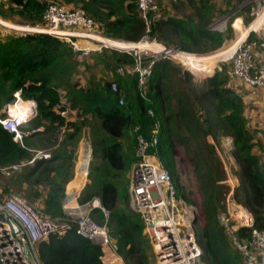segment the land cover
Listing matches in <instances>:
<instances>
[{"label": "trees", "instance_id": "obj_1", "mask_svg": "<svg viewBox=\"0 0 264 264\" xmlns=\"http://www.w3.org/2000/svg\"><path fill=\"white\" fill-rule=\"evenodd\" d=\"M188 1L195 12L187 19L165 18L158 10L150 12L149 36L193 54L221 49L230 37L207 28L218 11L209 0ZM5 2L11 13L29 25L41 23L47 5L56 2L81 8L107 37L136 42L147 32L138 0ZM234 2L246 4L240 13L249 11L251 0ZM0 15L6 17L1 10ZM236 27L237 32L243 27L240 18L236 20ZM111 63L118 92L111 90V81L95 75L89 76L84 84L75 80L79 61L70 43L62 38L29 33L0 39V109L14 101L18 92L22 100L33 101L36 106V115L26 129H39L27 134L22 146L0 125V166L29 161L39 151L50 153L47 158L36 157L8 176L0 175V187L5 196L14 192L21 194L51 221L70 225L63 233H51L37 243L41 264H103L102 249L77 234L74 223L63 210L66 185L73 176L79 141L84 133L91 146V160L78 202L99 199L108 211V234L125 264H151L148 255L151 246L143 233L139 214L129 205L128 186L136 161L135 136L141 133L150 138L156 122L159 131L155 151L170 171L178 195L190 203L193 201L180 180L178 147L183 149L185 159L193 168L198 191L195 234L203 251V261L244 264L219 223V212L224 209L223 190L230 191V188L224 185L223 167L215 144L208 137L213 141H218L220 136L232 139V153L239 165L233 198L253 214L259 229H264V162L254 150L257 146L264 148V142L258 131L249 126L242 95L229 87L228 64H193L189 70L201 77L213 72L197 86L192 82L191 72L178 68L170 60L160 59L142 96L136 76L127 69L122 74L118 72L119 68L133 63L132 56L112 50ZM120 98L123 104L119 103ZM67 109L76 111L74 119L62 114ZM148 109L153 110L154 116L148 114ZM91 215L104 223L101 209L95 208Z\"/></svg>", "mask_w": 264, "mask_h": 264}, {"label": "built area", "instance_id": "obj_2", "mask_svg": "<svg viewBox=\"0 0 264 264\" xmlns=\"http://www.w3.org/2000/svg\"><path fill=\"white\" fill-rule=\"evenodd\" d=\"M137 6L145 21L147 32L136 42L107 37L81 8L56 2L47 5L41 23L12 28L17 31V36L47 33L68 41L77 61H81L93 51L102 49L131 55L133 63L119 68L118 72L122 74L127 69L135 75L138 90L144 96L156 61L167 59L185 66L181 56L193 53L166 46L149 36L152 22L149 13L157 12L156 0H138ZM263 7L264 4L260 10ZM260 10L251 12L255 15L254 19ZM0 25L7 27L6 23L1 21ZM138 44L144 46L139 47ZM222 62L228 64L229 87L237 92L241 90V86L251 90H264V21L259 27L249 28L230 58ZM111 90L118 92V85L114 81H111ZM15 98L0 109V125L12 134L14 141L23 146L24 137L39 130L26 129L27 123L36 115V106L33 101L22 100L18 92L15 93ZM119 103L123 104V98L119 99ZM147 112L154 116L152 109ZM62 114L65 115L66 111ZM138 129L139 127H136L135 131ZM158 131L159 124L156 122L150 138L141 133L135 136L136 161L130 172L129 205L141 218L143 233L150 243L155 264H206L202 259L203 251L196 240V208L178 195L170 171L155 151ZM90 152L91 146L87 141L82 156L86 162L78 166L79 173L85 178L88 175ZM49 156L50 153L39 151L29 161L0 166V175L8 176L26 163H32L36 157ZM233 188L228 192L224 209L219 212V223L244 264H264V229L257 228L253 214L234 200ZM66 198L63 202L65 214L74 223L77 234L90 239L102 249V262H105L106 255L110 252L121 264H125L117 253L114 240L108 234V211L102 207L99 199L93 198L83 204L70 206L68 203L77 197L72 195L68 201ZM95 208L104 213V223H99L92 217L91 213ZM13 223L26 238L31 256L26 254L22 241L15 234ZM69 228L67 222L57 223L41 215L36 207L19 193L0 197V264H41L36 252L37 243L51 233L61 234ZM112 263L117 264L114 261Z\"/></svg>", "mask_w": 264, "mask_h": 264}, {"label": "rangeland", "instance_id": "obj_3", "mask_svg": "<svg viewBox=\"0 0 264 264\" xmlns=\"http://www.w3.org/2000/svg\"><path fill=\"white\" fill-rule=\"evenodd\" d=\"M159 2L158 11L159 15L165 18L173 17V18H189L195 12L191 7V4L188 0H158ZM210 4L214 6V9L217 10L216 16L213 20L208 24L207 28L212 32H219L225 35H228L230 38H227L225 42L229 41L230 43L239 38V35L243 32V27H240L237 32L236 20L238 18L241 19V24L243 26H248L251 21L254 19L255 15H252L251 12H257L260 10L261 6L264 4V0H251L249 11L242 14L240 13V8L246 4L238 5L234 0H209ZM0 10L6 14V17L0 15V21L6 23L7 27H3L0 25V39H5L9 36H17L18 33L12 27H20L27 25L24 23L17 15L11 13L8 9V6L5 0H0ZM247 19H250L247 22ZM237 28V29H236ZM4 30H8L5 32ZM228 42V44H229ZM84 43V42H83ZM223 46V45H222ZM221 46V47H222ZM219 47V48H221ZM218 48V49H219ZM230 49V46L227 47ZM111 51L110 49H102L101 51H93L84 59L79 61V69L76 75L74 76L75 80H79L81 83L84 82L89 76L95 75L102 79L113 81L114 80V66L111 63ZM207 53V52H204ZM200 53V54H204ZM210 53V52H208ZM174 63V62H173ZM178 68L182 70H187L191 72L187 67L182 66L181 64L174 63ZM221 62L218 64L220 65ZM216 69V68H215ZM214 69V70H215ZM193 80L192 82L200 86L203 80L208 76H199L193 72ZM251 91V89H250ZM255 91V90H253ZM259 94L261 90H256ZM258 131V130H257ZM259 137L262 142H264V132H259ZM208 140L215 144V149L219 160L223 167V172L225 174L224 185L229 186V188H233L237 182L236 172L239 170V165L236 162L233 156V143L232 139L228 136H220L218 141H213L211 137H208ZM254 153L260 156L261 161L264 162V148L257 146L254 150ZM184 152L181 147H178V170L180 174L181 183L185 186V190L187 191V195L193 201L192 204L195 206L197 214L196 219L198 218V191L195 185V176L193 173L192 166L188 163V161L184 157ZM83 152L80 155L79 163L83 159ZM91 160V152L89 157V163ZM89 170V169H88ZM130 176V175H129ZM82 177L78 174L75 180H72L69 185V191L77 190L81 184H79ZM227 184V185H226ZM228 190H223V203L226 200L228 195ZM148 255L150 257L151 264L154 263V256L152 250H148Z\"/></svg>", "mask_w": 264, "mask_h": 264}, {"label": "crops", "instance_id": "obj_4", "mask_svg": "<svg viewBox=\"0 0 264 264\" xmlns=\"http://www.w3.org/2000/svg\"><path fill=\"white\" fill-rule=\"evenodd\" d=\"M250 26V24H249ZM249 26H243V31L241 35L239 36H244L247 33V30ZM228 60V59H227ZM225 60V61H227ZM84 84V82H82ZM241 90L239 93L242 95L244 101H245V115L247 116L249 120V126L252 129L258 130L259 132H264V90H261V93L259 94L256 90L253 91L250 89H247L244 86H241ZM76 115V111L67 109L66 110V117L70 119H74ZM86 133L83 134V138L79 141L78 149H77V159L75 161L74 167H73V176L72 178L68 181L66 185V196H67V201L70 200L71 196H76V200H72L70 203H68L70 206H75L76 203L78 202V196L82 189L84 188L87 178L82 181L80 180L79 184L80 187L77 190H71L69 191L68 185L72 180H75L78 176V162L81 153L84 151L85 144H86ZM5 193L2 192V189L0 187V197H4ZM106 260L103 262V264H113L112 262H116L117 264H121L120 261L116 258V256L110 254V252L106 255Z\"/></svg>", "mask_w": 264, "mask_h": 264}, {"label": "bare ground", "instance_id": "obj_5", "mask_svg": "<svg viewBox=\"0 0 264 264\" xmlns=\"http://www.w3.org/2000/svg\"><path fill=\"white\" fill-rule=\"evenodd\" d=\"M264 21V7L260 10L258 13V16L250 23L249 28L253 27H259V25ZM248 28V29H249ZM248 31V30H247ZM244 33V31H243ZM245 37L239 36L235 41L229 42L227 41L223 47L215 52L207 53V54H192V55H183L181 56L182 63L187 66L188 69H191V66L195 63H216L218 65L220 62L225 61L230 58L232 53L234 52L237 45L240 43V41ZM229 42V44H228ZM139 47H143V44H138ZM230 46V49H227V47ZM86 162V159L83 158L82 161L79 163V165H82ZM78 174L82 177V181H84L85 177L84 175L79 173ZM83 183V182H82ZM81 183V184H82Z\"/></svg>", "mask_w": 264, "mask_h": 264}, {"label": "water", "instance_id": "obj_6", "mask_svg": "<svg viewBox=\"0 0 264 264\" xmlns=\"http://www.w3.org/2000/svg\"><path fill=\"white\" fill-rule=\"evenodd\" d=\"M212 73H213V72H212ZM212 73H211V74H208V75H205V76H211ZM13 229H14L15 234H16V235L18 236V238L22 241V244L24 245V248H25V252H26V254H27L28 256H31V252H30V249H29V245H28V243H27V240H26V238H25L24 236H22V235L20 234V229H19V227H18L15 223H13Z\"/></svg>", "mask_w": 264, "mask_h": 264}]
</instances>
